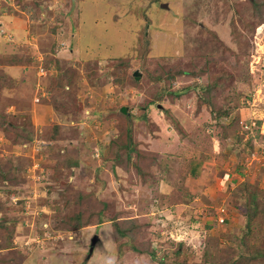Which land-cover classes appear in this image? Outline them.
<instances>
[{
  "label": "rangeland",
  "instance_id": "obj_1",
  "mask_svg": "<svg viewBox=\"0 0 264 264\" xmlns=\"http://www.w3.org/2000/svg\"><path fill=\"white\" fill-rule=\"evenodd\" d=\"M252 11L251 0H0V264H264V21L252 27ZM168 166L197 189L168 196H198L195 209L159 197L151 180ZM125 227L134 238L117 236Z\"/></svg>",
  "mask_w": 264,
  "mask_h": 264
},
{
  "label": "trees",
  "instance_id": "obj_2",
  "mask_svg": "<svg viewBox=\"0 0 264 264\" xmlns=\"http://www.w3.org/2000/svg\"><path fill=\"white\" fill-rule=\"evenodd\" d=\"M251 6H252V20H251V26L256 28L257 26L260 25V23H262L264 21V0H251ZM144 35H146V33H144ZM143 35V36H144ZM147 37V35H146ZM138 45L139 46H144L143 49L141 48H138L141 52L145 51V50H148L149 49V38H145L144 40L139 37L138 39ZM246 52V51H245ZM224 55V52L222 53ZM231 59H233L235 61L236 59V55H231ZM122 63V66L121 67H128L129 66V62L124 60ZM160 73H161V78L163 77H167L169 79H171V77H173V74L169 71H165V67H160ZM124 71V70H123ZM122 71V72H123ZM121 73H117V70L115 71L114 73V79L118 82H121L124 77L126 76V74H122ZM68 73V71L66 73H64V76ZM194 74H196V72H193ZM130 79L134 82L137 81L136 79V75L135 74H130ZM221 83V81H220ZM196 84V83H195ZM183 88H181L180 90H177V91H174L173 94L174 96H180L181 93L183 92ZM180 91V92H178ZM206 94L207 96L205 97V99H207V102L205 103L206 106H208V108L210 109V114H212L213 116H215L214 120H216V123H220V111L223 110L222 108L220 109V107H217L216 103H215V93H214V89L211 88V85L208 86L206 88ZM204 99V100H205ZM149 104H152V102L150 101ZM166 108L164 107V110ZM212 109L216 110V111H213ZM168 112V111H167ZM224 113L228 114V111L225 110ZM220 116V117H219ZM178 124V123H177ZM222 124V123H221ZM57 129V128H56ZM228 132H224V135L227 136ZM127 135H128V139L125 143L129 146L132 144L131 142V130H129L127 132ZM228 137V136H227ZM131 154H129L130 156ZM75 161L77 162V164L79 163V159H75ZM134 165L138 166L139 164L137 163V160H134ZM257 201V195H254L253 197V202L251 204L255 205L253 206L252 210L247 214L248 216V224H250V219L252 218V216L254 214H257L258 213V209H259V206H260V203L259 202H256ZM251 206V205H250ZM249 206V207H250ZM227 212V210H226ZM227 214V213H226ZM226 218H227V215H226ZM119 229L118 231V234L117 236L119 235V237H122V236H130V238H134L135 234L133 232H131V228L130 227H125V228H117ZM249 232H250V226H249V229L245 232L244 235H242L240 238V246L241 244L244 246V244L246 245L247 243V238H248V235H249ZM246 248V246H244ZM241 248L239 247V250ZM239 255V254H238ZM235 257V256H234ZM248 258L249 259H259L261 258V252L257 251V250H254L253 253H251L250 255H245L243 253H240L239 257H235V261H239L240 263H242V260Z\"/></svg>",
  "mask_w": 264,
  "mask_h": 264
},
{
  "label": "crops",
  "instance_id": "obj_3",
  "mask_svg": "<svg viewBox=\"0 0 264 264\" xmlns=\"http://www.w3.org/2000/svg\"><path fill=\"white\" fill-rule=\"evenodd\" d=\"M189 161L192 162L191 169H189V170H191L190 173H192V172L196 171L195 165H194L195 163H193V161L195 162V160L194 159H191ZM168 168H169V166H168ZM202 169H203V166H202V168H200V171H202V173H203V171H205V169L204 170H202ZM210 172L213 175H215V174L217 175L216 176L217 177L216 179H217L218 182L217 181L216 182H209V184H210V186H213V184H215L217 188L219 187L218 185L220 184L219 182L221 180H223V181H226L227 180L225 178V176L229 177L228 176L229 167H227V168H216V169L212 168V170ZM170 174L173 175V176L171 177ZM186 175L188 176V178H190V175L191 174L185 173L184 178H187ZM182 176H183V174H182ZM155 178H157V180H151V181L159 182L157 184L158 187H161L159 189V191H161L159 197H162L163 199H166L168 201L171 200V203H174L175 204L173 211H175V209L177 208L176 213H178V214L179 213L184 214V213L187 212L186 209L188 208V206H190L191 208L195 209L194 208L195 205H193V204H195L197 202L198 196H196L191 201H190V199H189V201H187L188 198H189V196H191V194H193L194 190L196 189L195 182H187V183H189V185H190V183H193V185L190 186V188H189V189H191V192L189 194H187V200H186L185 198H183V197H186V191H183V190H182L183 192L174 191V192L171 193L170 196H168V193L170 194L169 191L171 190V188H174L175 186H180V188H181L183 185H186L187 184V183L183 184V182H176L179 179L182 180L181 179L182 177H180V173H179V176L176 175V177H174V171L171 168H169L168 174L165 175V170L163 172L161 170H159L158 171V174L155 176ZM151 181H148V182H151ZM205 185L207 186L208 184H205ZM196 191H197V189H196ZM176 194H178L180 197L176 198V197L173 196V195H176ZM176 199H180V200L182 199V203L183 202H188L187 203V206L179 203V201H177Z\"/></svg>",
  "mask_w": 264,
  "mask_h": 264
},
{
  "label": "built area",
  "instance_id": "obj_4",
  "mask_svg": "<svg viewBox=\"0 0 264 264\" xmlns=\"http://www.w3.org/2000/svg\"><path fill=\"white\" fill-rule=\"evenodd\" d=\"M42 70H43L44 72L41 73V74H46V73L48 72V71L45 69L44 66L42 67ZM217 213H218L217 218H218L221 222L225 221L226 213H227V212H226V208H225V207H220Z\"/></svg>",
  "mask_w": 264,
  "mask_h": 264
},
{
  "label": "water",
  "instance_id": "obj_5",
  "mask_svg": "<svg viewBox=\"0 0 264 264\" xmlns=\"http://www.w3.org/2000/svg\"><path fill=\"white\" fill-rule=\"evenodd\" d=\"M135 74H137V72L135 73ZM136 77H138L137 75H136ZM124 112L126 111V108L125 107H123V109H122Z\"/></svg>",
  "mask_w": 264,
  "mask_h": 264
},
{
  "label": "bare ground",
  "instance_id": "obj_6",
  "mask_svg": "<svg viewBox=\"0 0 264 264\" xmlns=\"http://www.w3.org/2000/svg\"><path fill=\"white\" fill-rule=\"evenodd\" d=\"M264 27V26H263ZM262 28V27H261ZM261 38H263V37H261ZM258 42V41H257ZM261 43V42H260Z\"/></svg>",
  "mask_w": 264,
  "mask_h": 264
}]
</instances>
